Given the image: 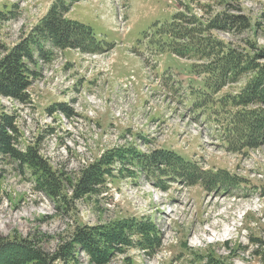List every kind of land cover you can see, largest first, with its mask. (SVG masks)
<instances>
[{"label":"rangeland","instance_id":"374dc122","mask_svg":"<svg viewBox=\"0 0 264 264\" xmlns=\"http://www.w3.org/2000/svg\"><path fill=\"white\" fill-rule=\"evenodd\" d=\"M56 1L0 0V56ZM62 1L71 5L67 18L88 25L111 49L55 50L52 62L36 64L30 102L0 96V114L16 116L17 148L38 151L54 183L50 193L31 169L0 158V236L53 254L78 225L146 217L161 230L159 251L150 257L129 247L109 264H264V142L256 144L252 132L246 139L248 122L239 113L264 102L234 101L258 70L264 74V58L256 60L257 71L214 90L203 73L209 59L174 54L172 38L160 32L176 13L195 16L204 23L191 35L196 46L209 36L253 56L264 50V0ZM222 13L244 22L202 33ZM118 149L173 151L207 178L194 184L163 178L159 187L117 161L98 191L74 197L81 171ZM74 264L94 263L79 251Z\"/></svg>","mask_w":264,"mask_h":264},{"label":"trees","instance_id":"16d2710c","mask_svg":"<svg viewBox=\"0 0 264 264\" xmlns=\"http://www.w3.org/2000/svg\"><path fill=\"white\" fill-rule=\"evenodd\" d=\"M62 0H57L46 15L23 37L16 45L0 56V96L16 99L22 103L31 101L29 87L39 75L36 64L41 59L45 63L54 60L55 50L77 49L84 53H103L105 49L97 41L92 29L79 21L67 18L65 15L71 9ZM244 19L239 15L222 13L212 18L202 33L212 29L232 30L236 24H242ZM161 33H167L172 38L169 49L184 58L198 56L209 59L205 71L212 89H219L236 82L241 74L248 70H258L256 60L264 58L262 53L250 56L233 51L219 40L205 37L204 46H196L191 35L198 32L202 22L195 16L186 17L177 13L171 22L164 23ZM197 26V27H196ZM160 33V34H161ZM213 59H212V57ZM256 79L246 87L243 93L237 94L234 101L237 105H250L264 102V74L258 70ZM263 91V96L261 93ZM259 105V104H258ZM248 122L246 135L250 132L258 143L264 142V108L255 106L248 112L240 111ZM237 116V115H236ZM258 132H257V129ZM19 129L16 116L0 114V158L19 163L31 169L32 174L41 178L40 183L50 193L53 192L51 172L42 163L39 153L32 147L22 151L17 148ZM248 135L246 136V139ZM121 161L140 172L159 181H188L189 184L207 178L206 171L199 169L195 162L183 159L173 151L157 150L151 154L139 151L114 150L100 160L85 167L77 180L73 182L74 197L96 192L103 185L104 176L114 162ZM166 190V187L163 188ZM161 246V230L151 219L125 218L100 225H78L69 239L60 244L53 254L44 248L33 245L21 238L8 239L0 236V264H74L79 251L85 252L94 264H109L118 253H123L129 247L144 251L148 256H154ZM12 250L13 253H5ZM130 264H135L131 262Z\"/></svg>","mask_w":264,"mask_h":264}]
</instances>
